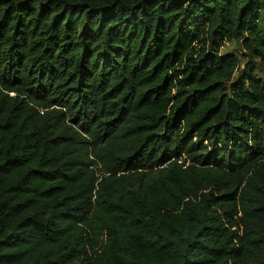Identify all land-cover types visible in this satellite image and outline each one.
Masks as SVG:
<instances>
[{
	"label": "trees",
	"instance_id": "obj_1",
	"mask_svg": "<svg viewBox=\"0 0 264 264\" xmlns=\"http://www.w3.org/2000/svg\"><path fill=\"white\" fill-rule=\"evenodd\" d=\"M0 264H264V0H0Z\"/></svg>",
	"mask_w": 264,
	"mask_h": 264
},
{
	"label": "rangeland",
	"instance_id": "obj_2",
	"mask_svg": "<svg viewBox=\"0 0 264 264\" xmlns=\"http://www.w3.org/2000/svg\"><path fill=\"white\" fill-rule=\"evenodd\" d=\"M225 54H230L238 57L241 62L242 68H244V65L246 63V56H245V50L241 46V43L236 41L226 42L222 50V55L224 56ZM258 77L262 78V75L258 74Z\"/></svg>",
	"mask_w": 264,
	"mask_h": 264
}]
</instances>
